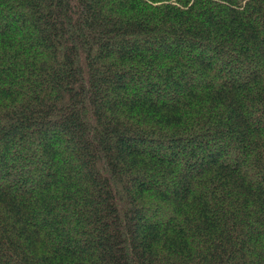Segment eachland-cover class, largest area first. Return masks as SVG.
<instances>
[{
  "label": "trees",
  "instance_id": "16d2710c",
  "mask_svg": "<svg viewBox=\"0 0 264 264\" xmlns=\"http://www.w3.org/2000/svg\"><path fill=\"white\" fill-rule=\"evenodd\" d=\"M0 264H264V0H0Z\"/></svg>",
  "mask_w": 264,
  "mask_h": 264
}]
</instances>
